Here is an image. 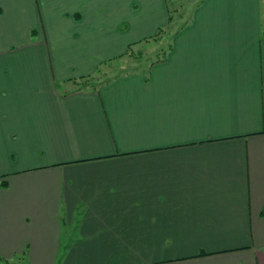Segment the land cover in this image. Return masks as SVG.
I'll list each match as a JSON object with an SVG mask.
<instances>
[{
    "label": "crops",
    "instance_id": "0c3cea01",
    "mask_svg": "<svg viewBox=\"0 0 264 264\" xmlns=\"http://www.w3.org/2000/svg\"><path fill=\"white\" fill-rule=\"evenodd\" d=\"M169 1L0 0V264H264V0H200L147 68L81 81Z\"/></svg>",
    "mask_w": 264,
    "mask_h": 264
},
{
    "label": "rangeland",
    "instance_id": "374dc122",
    "mask_svg": "<svg viewBox=\"0 0 264 264\" xmlns=\"http://www.w3.org/2000/svg\"><path fill=\"white\" fill-rule=\"evenodd\" d=\"M200 0H171L169 6L171 7V21L161 34L166 35L167 39L159 41L158 38H151V40L144 44V46H137L132 52H128L122 57L109 61L102 67L101 72L94 74L89 80L92 83L98 84L104 82L107 78L116 73L130 71L135 67L147 68L149 61L157 56V50L161 48H168L169 36L175 32L184 22H186L192 13L193 8ZM264 2V1H263ZM19 28L22 26H18ZM156 40V42H155ZM84 81V80H81Z\"/></svg>",
    "mask_w": 264,
    "mask_h": 264
},
{
    "label": "trees",
    "instance_id": "16d2710c",
    "mask_svg": "<svg viewBox=\"0 0 264 264\" xmlns=\"http://www.w3.org/2000/svg\"><path fill=\"white\" fill-rule=\"evenodd\" d=\"M171 21H173V20L171 19V14H170V16H169V20H168L167 24H166L165 26L161 27V28L159 29L158 34L155 35V36H152V38H158L159 35L161 34V32L163 31V29H165V28L167 27V25H168ZM184 23H185V22H184ZM184 23H183V24H184ZM183 24H182V25H183ZM182 25H181V26H182ZM181 26H180V27H181ZM180 27H179V28H180ZM147 40H148V39H147ZM170 47H171V45H170V43H169V45H168V49H170ZM162 49H163V48H162ZM164 49H166V48H164ZM130 52H132V48H131ZM164 52H165V51H164ZM164 52H163V53H164ZM88 78L90 79L91 76H90V77H83L82 80H84V81H82V83L85 84V85H89V84H91L92 82H90L89 80H86L87 82H85V79H88ZM95 85H97V84H95ZM4 185H5V183H4ZM263 212H264V210H263Z\"/></svg>",
    "mask_w": 264,
    "mask_h": 264
}]
</instances>
